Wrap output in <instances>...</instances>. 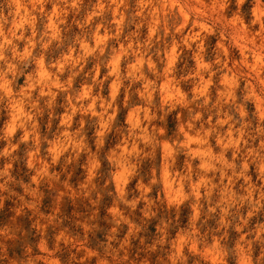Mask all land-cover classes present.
<instances>
[{"label": "clouds", "instance_id": "obj_1", "mask_svg": "<svg viewBox=\"0 0 264 264\" xmlns=\"http://www.w3.org/2000/svg\"><path fill=\"white\" fill-rule=\"evenodd\" d=\"M0 264H264V0H0Z\"/></svg>", "mask_w": 264, "mask_h": 264}]
</instances>
